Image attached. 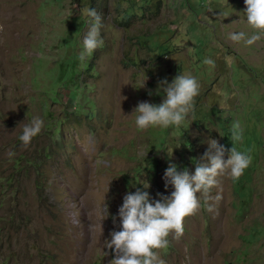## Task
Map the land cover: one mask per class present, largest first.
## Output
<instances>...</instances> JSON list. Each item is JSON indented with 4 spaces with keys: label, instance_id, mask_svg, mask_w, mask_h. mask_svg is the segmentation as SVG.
<instances>
[{
    "label": "rangeland",
    "instance_id": "1",
    "mask_svg": "<svg viewBox=\"0 0 264 264\" xmlns=\"http://www.w3.org/2000/svg\"><path fill=\"white\" fill-rule=\"evenodd\" d=\"M85 9L102 17L104 45L81 62ZM245 11V0H0V264H110L124 197L144 181L153 201L170 197L169 164L194 174L209 139L227 160L234 125L249 167L218 177L215 211L201 198L158 255L231 264L244 247L264 253V33L251 46L230 39L258 34ZM180 74L200 85L194 111L139 129V102L161 104L160 82ZM37 117L41 133L24 147Z\"/></svg>",
    "mask_w": 264,
    "mask_h": 264
},
{
    "label": "clouds",
    "instance_id": "2",
    "mask_svg": "<svg viewBox=\"0 0 264 264\" xmlns=\"http://www.w3.org/2000/svg\"><path fill=\"white\" fill-rule=\"evenodd\" d=\"M247 22L258 34L247 37L245 32L230 34L234 42L244 41L248 46L261 39L260 33H264V0H245ZM89 17V28L83 40V51L79 59L83 62L86 57L104 45L100 38L102 17L95 9H85ZM205 64H214L211 59H205ZM200 85L191 75H178L169 84L165 79L160 82V91L165 99L159 105L149 102H139L134 109L138 113L136 125L141 130L149 127L180 126L191 112L194 111L195 98L199 95ZM151 95V92L149 93ZM43 121L34 118L23 129L20 140L23 146L31 144L32 139L41 133ZM242 134L239 125L232 128L231 143L233 147L229 158L225 155L228 150L219 141L209 139L207 152L197 161L195 173L185 169L177 170L175 164H169L165 172L166 186H174L170 197L160 196L158 200H152L147 189L150 183L144 181L143 189L136 188V192L128 193L124 197L119 209L121 231H113L111 240L105 241L106 248L115 250V259L110 264H166L159 258L158 250L168 247V237L175 234L182 237L184 234V222L187 217L194 216L203 206L209 212L215 211V204L222 199V188H219L218 177L228 175L233 180H238L249 167L251 158L238 152L234 142L241 140ZM10 156L15 153H9ZM218 188V193L211 195L212 189ZM197 194H200L199 197ZM107 207V206H106ZM115 217L113 220L115 222Z\"/></svg>",
    "mask_w": 264,
    "mask_h": 264
},
{
    "label": "trees",
    "instance_id": "3",
    "mask_svg": "<svg viewBox=\"0 0 264 264\" xmlns=\"http://www.w3.org/2000/svg\"><path fill=\"white\" fill-rule=\"evenodd\" d=\"M240 254L242 256L235 257L234 262L231 264H236L237 262H240L239 264H246L247 262L251 264H256L255 261L257 260H260L261 263L259 264H264V253L260 252V247L256 248L253 251H251L248 247H244L243 249H241Z\"/></svg>",
    "mask_w": 264,
    "mask_h": 264
}]
</instances>
